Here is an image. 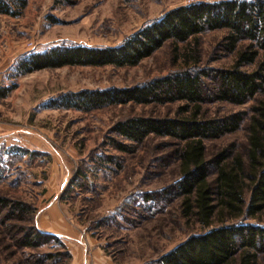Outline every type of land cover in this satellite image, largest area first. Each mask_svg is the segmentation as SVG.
I'll use <instances>...</instances> for the list:
<instances>
[{
  "label": "rangeland",
  "instance_id": "374dc122",
  "mask_svg": "<svg viewBox=\"0 0 264 264\" xmlns=\"http://www.w3.org/2000/svg\"><path fill=\"white\" fill-rule=\"evenodd\" d=\"M2 1H11L13 15L0 14V90L9 91L0 100V264H71L73 255L82 264H157L189 237L206 232L182 217L175 191L181 177L177 142L150 136L132 154L112 146L119 141L117 123L137 117L173 119L181 103H128L88 112L57 105L66 96L141 86L188 68H229L233 55L223 49L225 32L199 37L196 65L183 61V54L190 56L186 44L166 42L134 67H63L20 74L17 66L31 54L54 48H115L179 7L230 0ZM20 2H25L21 9ZM259 101L264 95L242 106L208 102L201 116L248 113ZM245 124L206 141V160L224 150L244 158ZM213 178L212 169L208 180ZM17 202L29 207L25 216L10 211ZM50 206L59 209L76 241L70 250L56 236L34 249L23 248L31 228L52 235L44 233L40 222ZM229 224L264 227V212L252 219L216 218L211 228Z\"/></svg>",
  "mask_w": 264,
  "mask_h": 264
},
{
  "label": "trees",
  "instance_id": "16d2710c",
  "mask_svg": "<svg viewBox=\"0 0 264 264\" xmlns=\"http://www.w3.org/2000/svg\"><path fill=\"white\" fill-rule=\"evenodd\" d=\"M10 2L0 0V14L13 15ZM24 6L20 2L19 8ZM215 31L225 32L223 49L233 55L229 68L211 72L188 68L141 86L66 96L64 104L57 105L88 112L128 103L182 104L173 119L137 117L114 126L119 141L113 140L112 146L119 153L132 154L150 136L178 143L181 177L175 191L181 197L182 217L208 229L189 237L157 264H264V227L229 224L211 228L216 218L220 222L240 216L252 219L264 212V101L248 113L217 119L201 116V107L208 102L242 106L264 95V0L190 4L166 13L118 47L54 48L31 54L17 66L20 74L63 67H134L166 42L186 44L190 58L183 54V61L196 65L200 61L199 37ZM8 92L0 90V100ZM244 122V158L224 150L211 162L206 160L204 143L236 132ZM212 169L214 178L209 181ZM10 211L21 217L29 207L17 202ZM30 231L23 248L34 249L46 244L49 237L56 239L37 229Z\"/></svg>",
  "mask_w": 264,
  "mask_h": 264
},
{
  "label": "crops",
  "instance_id": "0c3cea01",
  "mask_svg": "<svg viewBox=\"0 0 264 264\" xmlns=\"http://www.w3.org/2000/svg\"><path fill=\"white\" fill-rule=\"evenodd\" d=\"M40 222L42 223V229H44L43 231H45L44 233L56 236L68 249L72 246V243L76 241L77 235H75L74 231L66 225L61 212L54 206L46 208V213L41 217ZM71 253L72 251L70 254ZM97 255L98 257H101L99 254ZM81 259L82 258L78 257V255H73L71 264H82L83 262ZM85 263L86 262H84V264Z\"/></svg>",
  "mask_w": 264,
  "mask_h": 264
}]
</instances>
